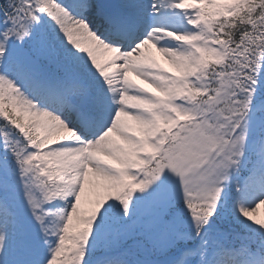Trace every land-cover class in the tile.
I'll return each mask as SVG.
<instances>
[{"label":"snow or ice","instance_id":"snow-or-ice-1","mask_svg":"<svg viewBox=\"0 0 264 264\" xmlns=\"http://www.w3.org/2000/svg\"><path fill=\"white\" fill-rule=\"evenodd\" d=\"M262 206L264 0H0V264H264Z\"/></svg>","mask_w":264,"mask_h":264},{"label":"bare ground","instance_id":"bare-ground-1","mask_svg":"<svg viewBox=\"0 0 264 264\" xmlns=\"http://www.w3.org/2000/svg\"><path fill=\"white\" fill-rule=\"evenodd\" d=\"M153 53L156 56V58L160 61V63L165 67L168 68L169 71H174V69L172 68L171 65L168 64L167 60L158 52H155V50L153 49ZM137 78V77H136Z\"/></svg>","mask_w":264,"mask_h":264},{"label":"rangeland","instance_id":"rangeland-1","mask_svg":"<svg viewBox=\"0 0 264 264\" xmlns=\"http://www.w3.org/2000/svg\"><path fill=\"white\" fill-rule=\"evenodd\" d=\"M169 65H170V64H169ZM132 78L135 79L134 76H132ZM136 80H137L138 83L143 84V81H142V80H138V79H136ZM144 86H145V87H148L147 84H144ZM256 218H257V219H264V206H262V207L259 209V211L256 213Z\"/></svg>","mask_w":264,"mask_h":264}]
</instances>
